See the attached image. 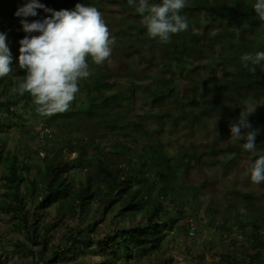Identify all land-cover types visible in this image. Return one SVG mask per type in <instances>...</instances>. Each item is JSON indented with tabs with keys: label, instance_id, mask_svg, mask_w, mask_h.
<instances>
[{
	"label": "trees",
	"instance_id": "1",
	"mask_svg": "<svg viewBox=\"0 0 264 264\" xmlns=\"http://www.w3.org/2000/svg\"><path fill=\"white\" fill-rule=\"evenodd\" d=\"M27 2L0 0V33L13 56V75L0 79V213L14 222L0 232V246L5 250L13 236L9 241L16 250L31 256L20 264H178L169 236L188 216L166 203L179 201L198 209L205 205L213 229L217 217L226 214L228 236L240 233L238 239L223 238L216 252L209 248L220 264H264V183L250 178L251 165L264 156V112L248 117L257 131L254 152L243 149L245 138L222 143L228 140L224 130L238 124L247 102L264 104V64L252 72L240 60L245 53L264 51V22L252 9L255 0H188L181 13L188 30L167 44L149 38L127 0H39L55 11L74 10L78 3L98 8L115 40L111 59L135 54L139 66L111 68V59L98 66L89 58L91 75L80 82L76 101L68 111L41 119L40 131L25 117L33 98L10 91L26 75L18 57L19 42L28 34L21 23L25 17L16 13ZM37 12L29 22L51 15ZM214 44L221 51L211 68L220 75L211 77L209 68L200 84L195 77L200 64L213 60ZM139 81L148 82L137 86ZM119 87L126 94H118ZM211 119L213 138L207 134L188 146L179 144L176 153L167 149L168 122L172 131L183 126L194 132ZM43 129L49 133L41 135L47 140L42 145ZM14 130L20 132L19 144L9 146L7 134ZM50 136L57 139L43 153ZM210 160L227 177L226 196L216 192L208 174L201 179L205 187L194 180ZM108 220V228L101 229ZM183 264H207L206 255L199 250Z\"/></svg>",
	"mask_w": 264,
	"mask_h": 264
},
{
	"label": "clouds",
	"instance_id": "2",
	"mask_svg": "<svg viewBox=\"0 0 264 264\" xmlns=\"http://www.w3.org/2000/svg\"><path fill=\"white\" fill-rule=\"evenodd\" d=\"M142 17V23L151 39L167 44L173 35L188 30L187 19L181 15L188 0H127ZM37 9L51 15L42 21L29 22L27 17L38 15ZM252 9L256 17L264 22V0H255ZM16 15L25 17L21 21L26 35L20 40L18 66L23 70V82L14 86L11 94L30 95L36 111L50 117L68 111L80 93V82L90 77L89 58L96 65L110 61L114 38L105 22L103 13L94 6L76 4L74 10L55 11L39 0H28ZM33 33H38L33 35ZM241 64L255 72V66L264 64V51L245 53ZM13 75V56L7 36L0 33V79ZM255 111L251 107L242 110L238 124L231 126V140L245 138L242 147L246 152L256 149L257 131L248 117ZM242 129H249L242 134ZM253 184L264 183V156L255 159L250 168Z\"/></svg>",
	"mask_w": 264,
	"mask_h": 264
},
{
	"label": "rangeland",
	"instance_id": "3",
	"mask_svg": "<svg viewBox=\"0 0 264 264\" xmlns=\"http://www.w3.org/2000/svg\"><path fill=\"white\" fill-rule=\"evenodd\" d=\"M220 51H221L220 46L214 44V47L210 50V54L213 56V60H208V61H205L203 64H200L199 72L197 73L195 77L197 82L201 84L204 78L206 79L208 78L209 72L207 71V69L209 68H210L209 71L212 74L211 77L220 75L219 69L212 70L211 68L214 64L216 65L218 63L217 57ZM137 61H138V57L135 54L127 58L122 57V56H115L114 58L111 59L109 66L111 68H115V67H119L120 65L124 64L130 70H137L139 67L137 64ZM231 72H235V70L231 69ZM119 82L127 86L129 81L124 78H120ZM146 82L148 81H142V82L139 81V82H136V84L137 86H141V85H144ZM181 83H184V82L183 81L179 82V85ZM115 91L118 94H126V92L120 93V87L117 88ZM144 104L145 103L143 102V105ZM247 105L248 107L255 109V111L251 114V116L259 115L264 112V104L247 102ZM36 107L37 106L35 105V103L31 104L29 110L25 112L26 113L25 117L29 119L30 126L40 131V129L43 126L41 125V119L49 120V118L47 116L39 115L36 111ZM141 107H142V103L139 104L138 109H140ZM173 107H174V103L172 101L168 102V108L172 109ZM82 108H85V107H82ZM17 110L21 111L19 108ZM140 113L143 114L141 111ZM170 126L171 125L168 122L167 127H166V133L164 136L168 138L165 140V142L168 145L167 149L172 153H176L177 146L179 144H184V146H188V144H190V142L192 141L203 140L207 134L210 136V138H213L216 134L214 121L212 119L207 121L206 127H197L194 132H192L190 129L185 128L183 126L172 131L171 129H169ZM48 129L50 131L53 130L52 131L53 134H56V135L58 134V129L56 128L50 129L49 127ZM48 129H45V130L43 129L44 132L40 134L38 138L39 144L43 145L44 143H47L46 142L47 140L45 138H41V137H44L41 135L48 134L49 133ZM224 132H225L224 135L228 138V140L227 141L223 140L222 141L223 144H226L227 142L237 141V140H231L230 129H225ZM7 135H8L7 144L9 146L19 144L18 140H19L20 132H18L17 130H14L12 132H9ZM25 136L29 137L28 134H26ZM55 139H57L56 136L55 137L50 136V140L48 144L46 146L45 145L42 146L41 152L43 153L50 152L51 148H53L54 146L53 145L54 143L52 142ZM36 147H38L37 144H36ZM92 152L93 151H91L90 153ZM244 161H246V159H244ZM204 173L209 175L211 179V183L214 185V188L217 193L221 192L223 196H226L228 194L227 192L224 191V189L228 188L227 177L221 171V167L219 163H217L216 161L214 162L210 160L208 166L202 170V173L196 174L194 176L195 182L199 184L201 187H205L202 184V180H201L203 179L202 176ZM187 199H190V201L192 200L190 196L187 197ZM202 200L204 199L202 198ZM196 201L198 200L196 199ZM166 204L172 212L176 211L177 206L183 208L184 211L186 212V215L188 216L186 220L180 221V223L177 225L176 233L169 236V240L174 241V243H172V246L175 249L172 255L175 258V260L178 262V264H183L184 260L194 257L199 250H202V252L205 253L207 264H220V260L217 257L216 253H211L209 248L210 247L211 249L213 248L216 252L217 251L216 246H218V244L222 242L223 238H226L227 240L234 239V238L235 239L241 238L239 237L240 233H238L237 231H235V233H232L230 236H228L226 231L231 230V225L229 222V217L227 218V215L224 213L220 214L217 217L216 228L213 229L209 224L210 219L207 217L205 213V205H203V207L198 209L197 205L195 204L187 205L186 203L179 202V201L177 202L178 205L176 204L175 206L172 203H169V201H167ZM54 215H55V211H52V216L48 220H51V218ZM139 218L140 217H138V219ZM13 223L14 222L8 216L0 213V232L3 230L5 231L8 228L12 227ZM245 223L249 227L250 224L248 223V220H246ZM69 224L72 225L71 222H69ZM77 224L78 223L76 222L73 224V226H77ZM108 226H109V220L105 224L101 225V229H107ZM186 229H189L188 234L184 232V230ZM63 231H64V228H62V232ZM54 232H58V231H54ZM12 237L13 236L8 237L7 239L8 244L6 243L7 247L5 250L4 248H2V246H0V254H1L3 264H20L21 262L23 263L25 261H31V256L27 252L24 254H20L18 250H16L15 242L11 243L9 241V239ZM60 264H65V263L60 262Z\"/></svg>",
	"mask_w": 264,
	"mask_h": 264
}]
</instances>
